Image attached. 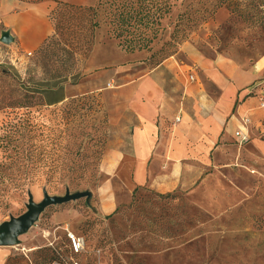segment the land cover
<instances>
[{"label":"rangeland","instance_id":"374dc122","mask_svg":"<svg viewBox=\"0 0 264 264\" xmlns=\"http://www.w3.org/2000/svg\"><path fill=\"white\" fill-rule=\"evenodd\" d=\"M98 1L0 0V67L25 87L50 81L68 95L59 105L46 106L36 96L19 102L16 113H0V226L27 213L29 199L39 204L45 195L83 194L47 207L16 245L0 247L6 264H264L263 137L253 141L260 154L235 141V161L212 167L187 188L156 195L139 187L129 205L109 216L91 209L106 179L103 157L124 138L126 80L159 69L171 81L170 67L180 75L196 69L198 81L214 92L241 73L242 87L259 89L263 101L264 37L239 33L218 0H169L148 50L125 51L101 25L76 70H62L69 55L60 32L52 37L51 58L37 53L52 35L48 16L56 2L93 7ZM23 11L43 13L32 23L51 27L33 51L23 45L22 23L5 22ZM6 34L8 44L1 40ZM56 71L62 76L51 78ZM107 72L113 80L101 83ZM148 138L139 144L142 158ZM68 234L83 240L81 253L71 252Z\"/></svg>","mask_w":264,"mask_h":264},{"label":"crops","instance_id":"0c3cea01","mask_svg":"<svg viewBox=\"0 0 264 264\" xmlns=\"http://www.w3.org/2000/svg\"><path fill=\"white\" fill-rule=\"evenodd\" d=\"M42 16L40 12L23 11L5 20L6 24L22 23L23 45L28 51L35 50L50 31L49 26L40 28L32 23ZM27 28L33 30L29 38L25 36ZM170 68L171 81H164L159 69H155L123 83L125 90L131 91L123 101L124 138L105 153L100 170L106 179L93 195L95 199H91V209L99 216H109L129 205L136 188L156 195L172 194L197 182L212 167L235 161L237 130L242 129L249 138L243 151L261 153L253 142L264 138L259 89L242 87L239 73L231 84L217 86L212 81L217 89L210 92L198 81L196 69L187 76ZM113 77L110 72L104 73L101 83ZM67 97L59 88L42 95L49 107L63 103ZM244 117L250 120L246 127L242 125ZM145 137H149V153L142 158L139 144ZM7 258L0 252V264H6Z\"/></svg>","mask_w":264,"mask_h":264},{"label":"trees","instance_id":"16d2710c","mask_svg":"<svg viewBox=\"0 0 264 264\" xmlns=\"http://www.w3.org/2000/svg\"><path fill=\"white\" fill-rule=\"evenodd\" d=\"M218 7L224 8L234 24L240 27L239 33L264 37V0H218ZM169 9V0H99L93 7L56 2L48 16L53 27L52 35L44 40L37 53L51 58L52 37L60 32L64 39L59 44L69 55L68 60L61 64L62 70H76L101 25L108 28L112 38L125 51L148 50L156 39L151 34L160 26V20ZM56 73L49 76H62L61 72ZM74 75H79L78 71ZM67 78L64 76L59 82ZM49 83L52 82L25 87L16 82L7 69L0 67V113L8 110L16 113L21 108L19 102L32 101L36 96L42 97L44 92L58 88L59 83ZM7 126L18 129L17 125ZM138 190H134L133 197Z\"/></svg>","mask_w":264,"mask_h":264},{"label":"water","instance_id":"95a60500","mask_svg":"<svg viewBox=\"0 0 264 264\" xmlns=\"http://www.w3.org/2000/svg\"><path fill=\"white\" fill-rule=\"evenodd\" d=\"M2 42H11V36L6 34L2 37ZM83 194L66 195L64 197H48L45 195L39 204H35L32 199L28 201V212L18 219H11L0 226V247H10L18 243L20 236L24 235L37 221L39 215L49 206L62 205L70 201L78 200Z\"/></svg>","mask_w":264,"mask_h":264},{"label":"built area","instance_id":"2783aa9c","mask_svg":"<svg viewBox=\"0 0 264 264\" xmlns=\"http://www.w3.org/2000/svg\"><path fill=\"white\" fill-rule=\"evenodd\" d=\"M190 78L192 79V77ZM259 108L264 109V100L260 102ZM176 121H179V119L176 118ZM249 123H250V120L248 117H244L242 119V125L244 127H246ZM234 137H235L236 143L240 146L249 142V138L247 137V135L242 129L237 130L234 133ZM68 241H69L70 250L72 253H74L75 255L81 253V251L83 250V244H84L81 238L77 237L74 234H68ZM53 264H58V263H53Z\"/></svg>","mask_w":264,"mask_h":264},{"label":"bare ground","instance_id":"6f19581e","mask_svg":"<svg viewBox=\"0 0 264 264\" xmlns=\"http://www.w3.org/2000/svg\"><path fill=\"white\" fill-rule=\"evenodd\" d=\"M32 29H30V28H27L26 30H25V36L27 37V38H29L31 35H32Z\"/></svg>","mask_w":264,"mask_h":264}]
</instances>
